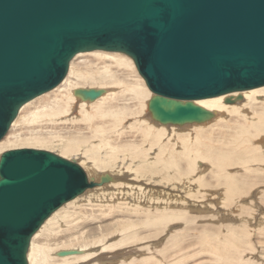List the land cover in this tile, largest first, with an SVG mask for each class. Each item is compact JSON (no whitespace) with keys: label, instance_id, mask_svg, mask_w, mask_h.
Masks as SVG:
<instances>
[{"label":"water","instance_id":"water-1","mask_svg":"<svg viewBox=\"0 0 264 264\" xmlns=\"http://www.w3.org/2000/svg\"><path fill=\"white\" fill-rule=\"evenodd\" d=\"M131 57L161 123L202 122L197 100L264 86V0H0V141L80 53ZM103 90L79 89L95 100ZM93 186L74 161L22 148L0 157V264H28L34 234Z\"/></svg>","mask_w":264,"mask_h":264},{"label":"bare ground","instance_id":"bare-ground-1","mask_svg":"<svg viewBox=\"0 0 264 264\" xmlns=\"http://www.w3.org/2000/svg\"><path fill=\"white\" fill-rule=\"evenodd\" d=\"M120 54L106 51L78 54L71 61L64 80L53 90L25 104L6 137L0 141V157L16 149L6 148L18 140L28 146L17 149L39 147L38 150L52 151L69 161L73 155H79L82 162L73 161L84 169L93 183L44 221L31 239L28 264L88 261L91 255H82L79 249L99 244L100 249L113 253L114 249L128 244H144L150 237L157 240L155 237L161 233L154 230L158 227L166 231L176 223L190 224L208 218L191 215L190 210L197 207L188 208V203L163 191L160 186L164 187L165 182L173 183L172 191L177 189L179 182L184 183V187L194 184L197 190L194 189L193 194L205 197L210 188L221 187L223 193L219 197L223 199L222 205L228 207L230 202H238L244 193V188L239 185L241 178L231 175L229 170L236 168L247 172L253 171L250 169L252 164L264 165V86L195 101L212 114L200 122L210 121L208 124H165L154 117L150 108L154 94L139 74L134 60ZM83 57L94 59L84 61V67L79 68L76 61ZM93 62L96 64L92 65ZM128 69H132L133 74ZM79 89L104 92L99 98L88 100L77 94ZM76 111L77 116H72ZM146 111L151 121L160 125L151 123ZM63 124L71 125V128L67 126L70 132L65 138L54 130L44 131L48 128L57 130V126ZM215 127L219 129L214 130ZM20 129L28 132L19 133ZM55 146L58 149L51 150ZM207 176L215 180V185L207 180ZM190 192L192 194V188ZM115 208L120 211H113L114 216L104 214ZM126 209L128 215H125ZM134 215L135 221L132 220ZM108 218L109 221H103ZM95 219L101 220L94 228L82 225ZM239 220L246 221L241 217ZM137 223L141 226L138 230ZM63 226L66 227L64 230ZM241 227L216 246L208 247L213 241L206 240L208 244H203L202 250L210 248L209 253L219 262L248 264L236 252L240 248L239 241H232L244 230ZM118 232L122 234L120 240L109 243L108 237ZM183 236V233L181 236L171 234L169 243L173 246L168 245L164 252L157 248L158 254L166 256L164 253L170 249L176 252ZM202 239L209 238L203 235L199 240ZM147 247L146 250H152L149 245ZM98 260L103 261L102 258ZM99 261L95 264H101ZM153 261L154 257H148L141 262L156 264ZM178 263L180 261L172 264Z\"/></svg>","mask_w":264,"mask_h":264},{"label":"rangeland","instance_id":"rangeland-1","mask_svg":"<svg viewBox=\"0 0 264 264\" xmlns=\"http://www.w3.org/2000/svg\"><path fill=\"white\" fill-rule=\"evenodd\" d=\"M117 54H119V53H117ZM125 57H127V55ZM93 59H94L93 57L80 58L76 61V66L78 65L77 67L82 68V67H84V63H83L84 61H87V62L93 61ZM95 64H96V62L92 63V65H95ZM128 70H129V72L132 71V69H128ZM131 73L133 74V72H131ZM85 86H88V85H85ZM76 97L80 98L79 96H76ZM238 103H240V102H238ZM77 114H78V112L76 111V112H74V114H72V116H77ZM146 114H147V111H146ZM146 117L148 118V120L151 123H154L156 125H160V124H157V123L151 121L148 114ZM208 122H210V121H208ZM208 122H206V123L208 124ZM206 123H200V124L203 125ZM65 125L66 124L60 125V127L57 126L58 127L57 130L52 129V128H48V129H44V131L48 132V131L54 130L60 136H63L65 138L67 136L68 132H70V130L68 128H71L70 124H67L66 126ZM63 126H65V127L63 128ZM67 126H68V128H67ZM62 128L65 130L63 131ZM166 128H168V127H166ZM178 128H180V127H178ZM216 128L217 127H215L214 130L219 129V127L217 129ZM74 129L75 128H73L71 131H73ZM36 130H38V129H36ZM18 132L19 133L22 132L24 134L25 132H28V131H25L24 129H22V130L20 129V131H18ZM22 144H24V145H22ZM22 146H28V145H25V143L23 141L18 140L15 143L9 144L6 149H9V148H16L17 149V147L21 148ZM29 146H31V145H29ZM38 148H33V149H38ZM46 148H48V147H46ZM48 149H51V148H48ZM57 149H58V147L55 146L54 149H51V150L56 151ZM47 151H49V150H47ZM50 152H52V151H50ZM70 158H72V160L70 159L71 161H73V159H76L77 162H82L81 159H79V155H73V157H70ZM250 169H253V171L251 170V171L245 172L243 170L242 171L237 170L236 168L229 170L231 175H238L241 178L239 181V185L241 186V188H244L243 189L244 193L239 198V201L236 202L238 205H236L235 202H230L228 204V207L222 205L223 199L221 197H219L223 193L221 187L210 188V191L206 195L207 197H205L203 195H199V194H195V193L193 194V192H194L193 190L194 189H195V191L197 190V187H195L194 184L191 185L190 187L189 186L184 187V185H183L184 183L180 184V182H179L176 184L177 189L175 191L174 190L172 191L171 188L173 187V183L169 184V183L165 182L166 184L164 187H166V188H164L163 186H160V188L163 189V191L171 194L172 197H174L176 199L179 198L182 201H185L186 203H188V208L189 207H192V208L197 207V208H194V211L189 209L190 211H192V212H189V213H191V215L194 214V216L196 215L197 218L198 217L200 218L202 216H208V218L198 219L195 223H190V224L189 223L184 224L183 222L176 223L175 226H173L174 224L169 226V228H167L166 231L164 228L158 227L156 230H154V232L160 231V233H161V234H158L159 235L158 238L155 237V239H157V240H153L154 238L150 237V239L145 241L144 244L142 242L139 243L140 245L138 243L137 244H128V245H125L126 247L122 246V247L118 248V250L114 249L113 253H110L112 251L108 252L106 250L100 249L101 246L99 244L90 245L89 247H87L85 249L84 248L79 249V250H82L81 251L83 253L82 255H85V254L91 255L87 259L88 261L84 260V261H80L81 263L80 262H77V263L74 262L71 264H95L99 261L98 260L99 258L103 259V261H99L101 264H122V263L123 264H142L145 261V259L148 257L149 258L154 257L153 262L156 264H172V263H176L178 261H180V263H178V264H238V263L226 262L223 260L219 262L217 260V257L214 254L212 255L209 253L210 248L202 250L201 246H203V244H205V243L208 244V242H206V240H210V239L213 241V243H210L211 245H209L208 247L216 246V244H218L219 242H222L223 240L226 241L228 238H230L228 236L231 233L237 232V230L244 223L246 225L244 224V226L241 227L244 230L237 234L238 237L232 239V241L236 240V241H239V243H240L239 251H236V252L238 253V255H241L240 257H242V260L244 262H248V264H264V224L262 223V221L264 220L263 219L264 218V165L259 166L257 164H252L250 166ZM208 178H210L209 176H207V180L210 181L211 184L215 185V180L208 179ZM154 180L155 179H153V181ZM184 188L186 189V191ZM191 188H192V194L193 195L190 192ZM188 191L190 192V194ZM179 192L181 195L179 194ZM215 192H216V195L213 196L212 193H215ZM202 196H203V198H202ZM214 197H216V198H214ZM230 204H232L233 206ZM143 206L144 207H150L149 205H143ZM237 206L239 208H236ZM204 207H206V209ZM209 207H212L211 210ZM154 208H156V207H154ZM173 208H175L174 205H173ZM188 208H187V210H188ZM240 208L242 209V211ZM196 209H198V210H196ZM113 211L114 212L120 211V209H118V208L111 209V210L104 212V214H106L107 216L110 217V215L113 214L112 213ZM229 211H230V213H229ZM127 212L128 211L126 209L125 215H128ZM97 213H99V212H97ZM152 213L155 214V212H152ZM129 214H132V213L129 212ZM229 215H230V217H229ZM113 216H114V214H113ZM247 216L251 219H249ZM119 217H121V216H119ZM237 217L239 219H240V217L245 218L246 221L244 220V222H240V220ZM109 219L110 218H108L106 220L104 219L103 221H109ZM136 219H137V217L134 215L132 217V220L135 221ZM100 220L101 219H95V221L93 220L92 222H86V223H83L82 225H84V228L85 227L94 228L98 224H100L99 223ZM103 221H102V223H103ZM80 222H83V221H80ZM260 223H261V225H259ZM137 224H138V227H137V230H138L141 226H139L140 225L139 223H137ZM170 227H172V228H170ZM65 228L66 227L63 226L62 230H64ZM186 228H189V230H186ZM178 230H180V231H178ZM120 231H122V230H120ZM177 233L180 236L182 233L184 234L182 239L179 241L180 247L177 248V250H176L177 254H175L176 252L175 251L173 252L172 249H170L168 252L164 253L166 256H164L163 254H158V251L156 250L157 248H160V250H159V252H160L161 250L163 251V250L167 249L168 245L170 247L173 246L172 243H169V238H170L171 234L174 235ZM121 235L122 234H120L119 232L113 233L112 235H110L108 237V239H109L108 242L109 243L118 242L121 238ZM203 235H207L209 239H202L200 241L199 239L201 237H203ZM241 240H243V241H241ZM147 245H149L152 250H150V251L146 250L148 248ZM154 245H156V246H154ZM153 250H155V251H153ZM96 259H97V261H96ZM142 260H143V262H141Z\"/></svg>","mask_w":264,"mask_h":264}]
</instances>
